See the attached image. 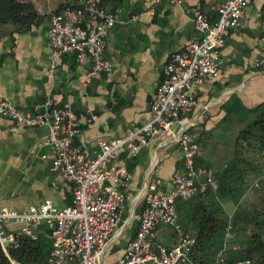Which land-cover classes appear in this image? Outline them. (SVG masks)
Instances as JSON below:
<instances>
[{"label": "crops", "instance_id": "1", "mask_svg": "<svg viewBox=\"0 0 264 264\" xmlns=\"http://www.w3.org/2000/svg\"><path fill=\"white\" fill-rule=\"evenodd\" d=\"M28 1L34 5L36 17L27 28L0 26V98L28 113L45 98L68 104L80 131L73 144L93 157L100 141L122 138L149 121V106L162 82L163 67L195 36L193 14L202 13L209 23H216L217 6L225 0H162L153 15L146 12L142 0H95L115 11L117 21L107 34L104 51L111 69L88 84L84 78L89 65L75 62L71 55L55 61L52 72L48 69L49 16L78 5L80 0ZM134 16L137 19L133 21ZM263 36L264 0H248L241 26L230 32L222 46L218 76L194 88L198 105L189 117L201 133L198 168L215 173L228 161L215 171L210 164L222 149L217 138L229 137L222 130H237L226 121L231 103L246 109L264 104V68L252 66ZM11 126L0 117V208L25 212L46 200L57 208L70 206L73 185L51 171L54 152L44 146L47 128L11 131ZM115 163L124 166L132 180L121 222L104 255L106 264L115 263L135 236L144 207L142 194L153 178L154 166H159L162 188L169 191L171 179L182 170V154L174 140L166 138L150 143L135 158L121 151ZM225 204L231 205L224 203V209ZM7 228L15 232L20 225L8 224ZM41 234L47 236L44 231ZM154 241L171 247L176 234L171 227H160Z\"/></svg>", "mask_w": 264, "mask_h": 264}, {"label": "built area", "instance_id": "2", "mask_svg": "<svg viewBox=\"0 0 264 264\" xmlns=\"http://www.w3.org/2000/svg\"><path fill=\"white\" fill-rule=\"evenodd\" d=\"M161 1L142 0V4L153 15ZM178 2L170 0V3ZM247 4L248 0L221 2L217 6L218 19L213 24L202 13H194L195 36L181 52L172 54L163 67L162 82L149 106V121L122 138L100 141L99 151L93 157L73 144L80 131L76 114L68 104L45 98L28 113L0 98V117L12 123L11 131L47 128L44 146L54 152L51 171L73 185L72 204L64 208H57L49 200L25 212L0 208V249L5 255L18 247L20 237L36 241L44 231L52 242L45 264H106L104 255L121 222L126 191L132 180V174L115 163L118 154L127 151L135 158L150 143L172 138L182 154V170L171 179L170 190L165 191L159 166H154L153 178L142 194L144 207L135 236L112 264H196L190 257L195 238L182 229L176 203L216 191L217 182L211 169L198 168L196 164L201 133L189 117L198 105L194 88L218 76L222 46L230 32L241 26ZM136 19L137 16L131 18ZM116 21L115 11L92 0H80L76 6L52 13L47 33L51 49L49 72L53 71L55 61L71 55L75 62L89 65L84 84L108 73L111 66L104 58L106 37ZM252 66L264 68V36L260 54ZM260 181H264V171L250 188L257 189ZM8 224L20 228L13 232L8 230ZM160 227L174 230L176 242L171 247L154 241ZM231 238L228 226L223 247L213 264H228L224 254ZM232 264H249V261Z\"/></svg>", "mask_w": 264, "mask_h": 264}, {"label": "trees", "instance_id": "3", "mask_svg": "<svg viewBox=\"0 0 264 264\" xmlns=\"http://www.w3.org/2000/svg\"><path fill=\"white\" fill-rule=\"evenodd\" d=\"M96 2L102 6L100 1ZM35 17V7L28 0H0V26L10 24L21 30ZM226 121L237 128L222 130L234 139L232 156L214 173L216 191L176 203L178 214L184 210L181 227L195 238L190 257L196 264L214 263L228 226L232 236L242 239L228 245L224 254L226 262L248 260L249 264H264V181H260L258 192H248L264 171V104L246 109L231 103ZM224 203L234 205L231 214L226 213ZM51 247L46 235L39 234L36 241L20 237L18 247L9 250L8 255L0 249V264H45Z\"/></svg>", "mask_w": 264, "mask_h": 264}, {"label": "rangeland", "instance_id": "4", "mask_svg": "<svg viewBox=\"0 0 264 264\" xmlns=\"http://www.w3.org/2000/svg\"><path fill=\"white\" fill-rule=\"evenodd\" d=\"M223 137V138H222ZM229 138V139H228ZM217 140H219V142L221 141V145L222 146V149L219 151V155L218 157H215V158H211L210 159V164L212 165V169L215 171V169H218L222 163L224 161H227L231 158L232 156V150H233V147H234V139L233 138H230V137H226V136H222L220 135L219 138H217ZM251 186V185H250ZM249 186V193L250 192H258L256 189H251ZM244 200H242L243 202ZM234 210V205L231 204V205H226L225 204V211L227 214H231L232 211ZM178 217H179V214H178ZM181 220V217L179 218V222ZM181 224V223H180ZM236 235V234H235ZM234 237V239L231 241V239L228 240V245H234L235 243H239L241 241V236H232Z\"/></svg>", "mask_w": 264, "mask_h": 264}]
</instances>
